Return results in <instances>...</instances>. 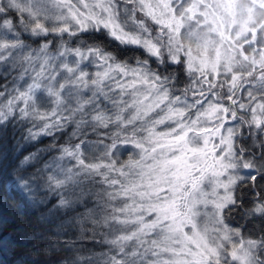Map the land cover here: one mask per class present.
<instances>
[{"label": "snow or ice", "instance_id": "1", "mask_svg": "<svg viewBox=\"0 0 264 264\" xmlns=\"http://www.w3.org/2000/svg\"><path fill=\"white\" fill-rule=\"evenodd\" d=\"M9 128L20 264H264V0H0Z\"/></svg>", "mask_w": 264, "mask_h": 264}, {"label": "trees", "instance_id": "2", "mask_svg": "<svg viewBox=\"0 0 264 264\" xmlns=\"http://www.w3.org/2000/svg\"><path fill=\"white\" fill-rule=\"evenodd\" d=\"M20 132L19 130H13L9 128L7 134H5L2 141H0V180L7 183V188L9 195L12 194V184L8 181L12 169L17 164L18 160L23 159L25 155L29 152L34 151L33 146L25 145L19 140ZM47 141H44L46 143ZM34 215V213H33ZM9 223H0V256L3 253L4 241H12V248L8 253V259L13 260L12 252L16 251L17 241L14 239L18 229H13L9 227ZM87 247L91 248L92 245L88 244ZM99 250V249H95ZM64 255H70L65 253ZM13 264H20L19 259L13 260Z\"/></svg>", "mask_w": 264, "mask_h": 264}, {"label": "rangeland", "instance_id": "3", "mask_svg": "<svg viewBox=\"0 0 264 264\" xmlns=\"http://www.w3.org/2000/svg\"><path fill=\"white\" fill-rule=\"evenodd\" d=\"M124 158L126 159L127 157L125 156Z\"/></svg>", "mask_w": 264, "mask_h": 264}]
</instances>
